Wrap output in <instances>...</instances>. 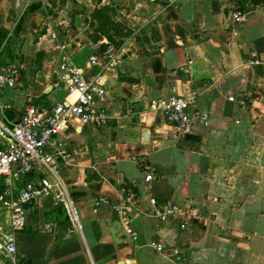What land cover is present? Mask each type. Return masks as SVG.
<instances>
[{
	"label": "crops",
	"instance_id": "obj_1",
	"mask_svg": "<svg viewBox=\"0 0 264 264\" xmlns=\"http://www.w3.org/2000/svg\"><path fill=\"white\" fill-rule=\"evenodd\" d=\"M12 63L21 82L0 93V127L72 103L69 67L99 80L108 118L69 119L46 148L79 231L51 198L35 201L13 235L17 264H264V0H0V67ZM173 96L199 114L182 139L150 109ZM42 178L1 177L0 195ZM128 198L124 219L114 207ZM168 203L198 213L181 229L158 218ZM10 230L0 210V237Z\"/></svg>",
	"mask_w": 264,
	"mask_h": 264
},
{
	"label": "built area",
	"instance_id": "obj_2",
	"mask_svg": "<svg viewBox=\"0 0 264 264\" xmlns=\"http://www.w3.org/2000/svg\"><path fill=\"white\" fill-rule=\"evenodd\" d=\"M231 19L234 24H240L244 21V16L239 12H233ZM63 61L65 62V58ZM20 70V67L14 63L0 67V93L7 89L18 88L21 82ZM67 71L66 90L69 94H75L72 103L65 105L60 102L50 108L28 106L17 123L0 127V178L21 180L33 172L35 167L43 175L39 182L26 184L14 197L5 198L0 195V210L9 213L11 229L10 233L0 237V253L9 259L11 264L18 263L13 235L25 227V209L39 199L49 197L54 204L64 208L68 218L74 223V228L79 231L71 193L54 172V167L50 165V158L45 151L47 147H57L56 138L60 128L69 119L77 120L82 125L100 128L108 118L100 106L105 90L99 80H85L76 68L69 67ZM229 101H234V98H229ZM239 103L245 105L244 100H240ZM194 106V97L173 96L153 102L150 109L160 111L163 118L175 126L173 139H182L194 132L199 119ZM59 155L64 158L65 154L60 151ZM145 169L148 170L145 180L151 182L154 176L148 167ZM130 200L131 198H128L114 207L119 217L126 218L130 210ZM152 203L155 204V201L152 200ZM197 213L196 208L182 209L169 203L157 209V216L161 221L175 220L180 224L181 229L186 227L188 218L196 216ZM128 234L132 235L133 240H137V236L129 229ZM152 246L158 253L165 252L162 244L157 243ZM172 255L180 261L178 251L172 252Z\"/></svg>",
	"mask_w": 264,
	"mask_h": 264
},
{
	"label": "water",
	"instance_id": "obj_3",
	"mask_svg": "<svg viewBox=\"0 0 264 264\" xmlns=\"http://www.w3.org/2000/svg\"><path fill=\"white\" fill-rule=\"evenodd\" d=\"M147 140H148V132L147 131H144L143 132V142H147Z\"/></svg>",
	"mask_w": 264,
	"mask_h": 264
},
{
	"label": "trees",
	"instance_id": "obj_4",
	"mask_svg": "<svg viewBox=\"0 0 264 264\" xmlns=\"http://www.w3.org/2000/svg\"><path fill=\"white\" fill-rule=\"evenodd\" d=\"M4 36H5V34H4Z\"/></svg>",
	"mask_w": 264,
	"mask_h": 264
}]
</instances>
